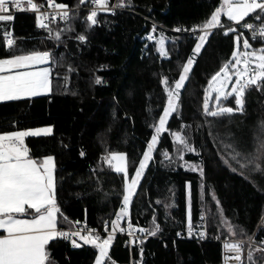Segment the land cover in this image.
Here are the masks:
<instances>
[{"label":"trees","instance_id":"trees-1","mask_svg":"<svg viewBox=\"0 0 264 264\" xmlns=\"http://www.w3.org/2000/svg\"><path fill=\"white\" fill-rule=\"evenodd\" d=\"M89 1L54 0L75 8ZM119 2L116 0V4ZM219 3L132 0L131 7L116 9L115 14L99 12L91 28L85 10L75 9L68 21L49 24L53 33L60 31L59 40L49 38L48 30L37 26L34 14L16 13L13 21L0 22V29H11L16 41L14 47L6 48L5 33L0 30V58L36 51L52 56L51 91L0 103V133L46 125L53 128L50 136L26 137L25 145L34 159L54 158L56 197L62 213L58 215V227L85 220L113 231L111 221L122 206L124 175L116 173L102 158L109 152H124L128 176L134 174L166 102L161 80L166 77L174 85L198 42L193 35L175 29L203 24ZM222 23L231 21L222 17ZM223 33L222 28L216 29L196 57L181 92L179 110L167 121V131L160 134L128 215L119 222L122 228L128 218L134 229L149 231L155 222L159 231L155 235L137 231L140 237L129 244L117 229L109 248L110 264H219L221 246L216 239L249 236L264 214V171L241 168L246 160H232V148L224 147L235 146L242 157H261L258 162L264 168V93L253 86L246 94L245 111L230 117L215 118L203 111L208 81L229 61L234 48L236 33ZM149 34L157 40L161 35L166 37L167 58L161 57L155 41L147 39ZM80 35L86 37L85 41L77 39ZM243 37L248 38L244 32ZM240 43L242 47V40ZM97 77L102 83L95 82ZM209 105L212 109V102ZM224 106L235 107L234 99ZM177 131L196 149L184 152L183 159L181 146L172 135ZM164 152L170 160H165ZM201 162L203 177L188 168ZM189 191L191 223L205 217V240L186 234ZM172 204L175 206L168 207ZM229 223L235 228L234 235L227 230ZM76 238L81 247H70L63 238L50 241L47 249L52 264H93L98 250ZM255 238L264 241V230L258 229ZM250 247L255 249L245 247V264ZM263 256L256 252L254 264H259Z\"/></svg>","mask_w":264,"mask_h":264},{"label":"snow or ice","instance_id":"snow-or-ice-1","mask_svg":"<svg viewBox=\"0 0 264 264\" xmlns=\"http://www.w3.org/2000/svg\"><path fill=\"white\" fill-rule=\"evenodd\" d=\"M86 0H81V3ZM97 8L91 11L86 20L88 27L91 28L97 23L99 11H111L115 14L114 8H109V0H90ZM26 5L27 7H22ZM50 8L58 9V12L51 14V19L59 18L63 21L70 19V12L67 5L56 4L54 0H47ZM132 0H120L115 7H131ZM43 5H39L34 0H0V22H11L14 16L9 13L10 8L19 11L36 12L37 26L46 29L49 32V38L59 40L61 33H53L46 23L49 19V13L41 11ZM222 17L228 21L234 22L242 29L249 30L252 40H258L262 43L260 48H252L249 38L243 37V32H237V29L228 27L224 35L236 33L237 47L233 50L231 58L224 63L220 69L211 76L208 85L205 88L203 111L206 116L215 118L230 117L235 113H243L246 106V94L252 90L253 86L264 93V23L259 27L255 23H247V18H254L256 22L264 20V0H222L220 6L210 14V18L201 25L193 26L187 30L197 39L193 49V55L183 64L179 78L174 81V85L169 84L168 78H162L161 83L165 86L164 91L167 94V103L163 109V114L159 118L158 125H154L155 132L147 144V149L143 153V158L136 168L135 175L131 176L129 181L127 157L125 153L109 152L102 159L108 163L116 173L124 174V195L122 207L116 213V219L111 221L113 232L117 229L123 232L124 229L119 226V221L128 215L129 205L137 190L148 162L153 158V151L156 149L158 139L162 132L167 131L165 125L169 118L179 110V99L186 81L190 78L196 57L201 53L206 45L210 35L219 28H224ZM3 37L5 46L8 49L14 47L16 41L13 33L6 29ZM156 26H153L155 32ZM175 31H186L177 28ZM199 31V35L196 33ZM80 41H85L86 37L80 35L77 37ZM147 39L153 40L158 45V52L163 58H167L168 53L165 49L166 37L161 35L157 40L155 36L149 34ZM242 40V49L240 41ZM52 58L50 52H31L29 54L13 55L11 58H0V103L20 101L26 98L36 97L51 91L50 73L48 68H36L35 66L48 62ZM234 61V63H233ZM35 70H29L33 69ZM23 69V70H21ZM7 73V74H5ZM234 78V82L233 81ZM97 84L102 83L97 77ZM231 82V83H229ZM215 94V103L210 109L209 101ZM234 99L235 107L224 106L227 101ZM264 123V122H262ZM53 134L51 126L18 130L0 134V230L6 235L0 236V264H52L51 253L47 246L50 241L56 238L71 239L79 237L84 245L93 246L98 250L95 264H110L109 248L113 242L114 235L109 234L106 239L99 235H82L80 232H62L58 229V215L62 216L60 206L56 197L55 182V162L52 156L44 157L40 160L33 159L29 148L25 145L26 137L50 136ZM174 140L181 147L180 159H183L184 152H195L196 149L189 143L188 139L177 131L172 133ZM225 149L232 148L233 155L231 159L239 161L246 160V163L240 165L241 168L251 167L255 172L264 171L258 162L261 157L249 155L242 157L240 152L235 151V146L224 145ZM83 155V153H81ZM165 160H170L167 152L163 153ZM228 165L229 161L224 160ZM191 171H199L201 177L204 176V168L201 164L188 165ZM236 171L235 168L232 169ZM204 185H201L203 190ZM190 189V185H189ZM203 195V191H202ZM213 199L217 205L219 201L213 193ZM175 205H168L174 207ZM221 215L223 210L220 209ZM28 217V218H25ZM204 219V217H201ZM264 219V217H262ZM191 191H189V233L191 234ZM227 230L235 234V228L230 223ZM145 233L146 235H155L159 231V225L149 231L148 229H133L129 224V234L135 232ZM201 238L206 235L204 232L198 233ZM135 236L133 243L135 242ZM142 243V241H141ZM73 247H81L75 239H72ZM243 244L241 242H226L223 245L225 249V264H243ZM141 249V253H142ZM264 253V241L255 249L249 248L247 252V264H254L255 253Z\"/></svg>","mask_w":264,"mask_h":264},{"label":"built area","instance_id":"built-area-1","mask_svg":"<svg viewBox=\"0 0 264 264\" xmlns=\"http://www.w3.org/2000/svg\"><path fill=\"white\" fill-rule=\"evenodd\" d=\"M34 2H36L37 4L39 5H43V7L41 8V11L43 12H47L49 13V19L47 21H45L46 23H61V22H64L63 20H60L59 18L55 19V20H52L51 19V14L55 11V12H58L59 10L58 9H54V8H50L48 7L47 5V0H34ZM56 3V2H55ZM57 4V3H56ZM117 4H116V0H109V4H108V7L111 9V8H114L115 10L116 9H120L121 7H115ZM22 7H27L26 5H22ZM68 7V10L69 12L71 13V11L75 10V9H83L85 10L86 12V17L87 15L95 10L97 8L96 5H93L90 1L88 4H86L85 6H82V7H79V8H75V7H70V6H67ZM30 13V14H34L36 15V12L34 11H31V10H28V11H19V10H16V9H12L10 8V11L9 13H6V14H12L13 16L16 14V13ZM101 12V11H99ZM247 23H255L257 27H259V24L260 23H264V20H261L260 22H256L254 20V18L250 17V18H247ZM228 27H232V28H235L237 29V32L238 31H242L246 34V36H248L249 40L251 42H260L258 40H252L250 38L251 34L249 32V30L247 29H242L240 28L238 25H236L234 22H231L229 24H226L223 29V31H225ZM193 27H191L190 29H192ZM188 29V30H190ZM186 30V29H185ZM9 32H12V30L10 29ZM178 32V31H177ZM181 33H188L190 35H192V33L190 31H180ZM199 34V31L196 33V36ZM201 217H204V216H201ZM201 217L198 219V221L196 222V224H192V230H191V234L189 233V221L187 222V229H186V234L190 237H193L194 239L196 240H205L206 239V235L204 236V238H201L198 233L200 232H204L206 234V229H207V224H206V220H205V217L204 219H201ZM262 217H264V214L259 218L255 228L253 231H251L252 233L247 236V237H235V236H225V237H222V238H218L216 239V241H218L220 243V246H221V259H220V263L219 264H225V249L223 248V245L226 243V242H229V243H233V242H241L243 244V251H242V255H243V264L246 263V252H245V247L247 246H252L254 248H257L258 246H260L261 242L263 240H258L255 238V235H256V232L258 229H263L264 230V219H262ZM129 224H131L132 228H133V225L131 223V221L126 218L124 220V225H123V229L124 231L122 232V234H124L128 241H129V244H132L133 243V238L135 236V238H139L140 237V234L138 232H135L133 234H129ZM58 229L62 232H69V233H74V232H80L82 235H88L89 233L93 234V235H99L101 236L102 239H104L102 236H104V233H107V234H115V232L113 231H105L104 229H101V228H98L96 226H92L90 225L89 223H86L85 220H82V221H79L77 222L75 225L71 226V227H58ZM134 229V228H133ZM177 237H180V235H178ZM72 239H75L77 242V238L76 237H72L71 239H64L65 241L68 242V244L70 245V247H73V244H72ZM135 239V240H136ZM232 264H234V261L232 262ZM259 264H264V256L261 260V262Z\"/></svg>","mask_w":264,"mask_h":264},{"label":"rangeland","instance_id":"rangeland-1","mask_svg":"<svg viewBox=\"0 0 264 264\" xmlns=\"http://www.w3.org/2000/svg\"><path fill=\"white\" fill-rule=\"evenodd\" d=\"M222 3V0H220V3L219 4H217L218 6H220V4ZM217 6V7H218ZM225 19H227L226 17H224ZM234 48H233V50L237 47V42H236V35H235V37H234ZM251 44V43H250ZM251 46H252V48H260L261 46H262V44H260V45H256V46H253L252 44H251ZM240 48H241V50H243L242 49V47H241V43H240ZM233 52V51H232ZM231 58V57H230ZM233 63H234V61H233ZM181 71H182V69H181ZM179 78V77H178ZM232 82H234V78H233V81ZM229 83H231V82H229ZM214 96H215V94L213 93V98L212 99H210V101L209 102H212V104H214L215 103V100H214ZM166 102H165V105H166V103H167V98H166V100H165ZM165 105H164V107H165ZM164 109V108H163ZM163 114V110H162V113H161V115ZM160 115V116H161ZM160 118V117H159ZM158 122H159V119H158ZM158 122H157V124L156 125H158ZM42 127H48V125H46V126H40V127H34V128H30V129H36V128H42ZM27 130H29V129H27ZM154 132H155V128H154ZM154 132H153V134H154ZM151 140V139H150ZM149 140V141H150ZM147 149V146H146V148H145V150ZM144 150V151H145ZM117 152H120V151H117ZM121 153H124V152H121ZM142 158H143V155H142ZM141 158V159H142ZM140 159V160H141ZM140 162V161H139ZM148 164H149V162H148ZM138 166H139V164H138ZM137 166V167H138ZM114 170V169H113ZM136 171V170H135ZM124 175V174H123ZM133 175H135V172H134V174ZM132 175V176H133ZM131 180V177H129V181ZM123 195H124V193H123ZM122 201H123V198H122ZM122 207V206H121ZM121 209V208H120ZM120 209H119V211H120ZM121 221V220H120ZM119 221V222H120ZM108 237V236H107ZM107 237H105L104 239H106ZM99 253L97 252V255H98ZM96 255V256H97ZM95 260H96V258H95ZM95 260H94V262H93V264H95Z\"/></svg>","mask_w":264,"mask_h":264},{"label":"crops","instance_id":"crops-1","mask_svg":"<svg viewBox=\"0 0 264 264\" xmlns=\"http://www.w3.org/2000/svg\"><path fill=\"white\" fill-rule=\"evenodd\" d=\"M22 55V54H21ZM9 58H11V57H9ZM36 68H48L49 69V73H50V67H49V61L48 62H46V63H43V64H40V65H37V66H35ZM21 70H23V69H21ZM29 70H35V68H33V69H29ZM5 74H7V73H5ZM46 94V93H45ZM24 130H27V129H24ZM18 131V130H17ZM11 132H13V131H11ZM5 133H7V132H5ZM0 134H2V133H0ZM44 157H47V156H44ZM44 157H42V158H44ZM41 158V159H42ZM34 159V158H33ZM37 160H40V159H37ZM25 218H28V217H25ZM57 227H58V225H57ZM2 235H6V233H4L3 232V230H0V236H2Z\"/></svg>","mask_w":264,"mask_h":264}]
</instances>
